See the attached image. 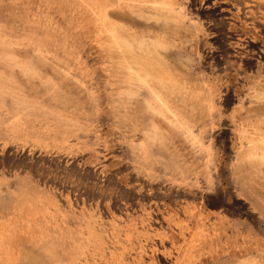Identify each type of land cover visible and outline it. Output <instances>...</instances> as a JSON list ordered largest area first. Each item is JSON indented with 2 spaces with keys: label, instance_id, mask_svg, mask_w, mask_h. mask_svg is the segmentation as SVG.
Listing matches in <instances>:
<instances>
[{
  "label": "rangeland",
  "instance_id": "374dc122",
  "mask_svg": "<svg viewBox=\"0 0 264 264\" xmlns=\"http://www.w3.org/2000/svg\"><path fill=\"white\" fill-rule=\"evenodd\" d=\"M0 264H264V0H0Z\"/></svg>",
  "mask_w": 264,
  "mask_h": 264
},
{
  "label": "trees",
  "instance_id": "16d2710c",
  "mask_svg": "<svg viewBox=\"0 0 264 264\" xmlns=\"http://www.w3.org/2000/svg\"><path fill=\"white\" fill-rule=\"evenodd\" d=\"M239 200H236V202H238ZM239 202H243V200H240ZM207 205L209 206V207H211V208H217V209H221V208H224V207H226L227 205H221V203H217V204H215V203H208L207 202Z\"/></svg>",
  "mask_w": 264,
  "mask_h": 264
},
{
  "label": "bare ground",
  "instance_id": "6f19581e",
  "mask_svg": "<svg viewBox=\"0 0 264 264\" xmlns=\"http://www.w3.org/2000/svg\"><path fill=\"white\" fill-rule=\"evenodd\" d=\"M169 5H170V4H169ZM175 8H176V7H175ZM105 9H107V8H105ZM107 12H108V11H107ZM99 15H100V14H99ZM101 15H102V14H101ZM97 16H98V15H97ZM103 18H104V16H103ZM100 19H101V18H100ZM100 19H99V20H100ZM103 20H104V19H103ZM105 22H106V21H105ZM101 24H102V20H101ZM101 26H106V25H101ZM101 26H100V27H101ZM104 28H105V27H104ZM105 29H106V28H105ZM106 32H107V31H106ZM101 34H102V33H101ZM110 36H111V33H110ZM112 38H114V37L112 36Z\"/></svg>",
  "mask_w": 264,
  "mask_h": 264
}]
</instances>
